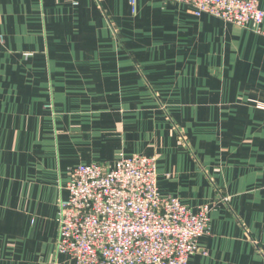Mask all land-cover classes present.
Returning a JSON list of instances; mask_svg holds the SVG:
<instances>
[{"label": "crops", "instance_id": "obj_1", "mask_svg": "<svg viewBox=\"0 0 264 264\" xmlns=\"http://www.w3.org/2000/svg\"><path fill=\"white\" fill-rule=\"evenodd\" d=\"M121 154L212 209L189 264H264V25L159 0H0V264H75L57 252L69 169Z\"/></svg>", "mask_w": 264, "mask_h": 264}, {"label": "built area", "instance_id": "obj_2", "mask_svg": "<svg viewBox=\"0 0 264 264\" xmlns=\"http://www.w3.org/2000/svg\"><path fill=\"white\" fill-rule=\"evenodd\" d=\"M186 4L257 33L264 11L257 0H159ZM135 11L136 0H130ZM156 158L119 156L69 169L68 197L59 205L57 252L75 264H189L209 232V206L194 213L158 187ZM224 200L229 201V198Z\"/></svg>", "mask_w": 264, "mask_h": 264}, {"label": "rangeland", "instance_id": "obj_3", "mask_svg": "<svg viewBox=\"0 0 264 264\" xmlns=\"http://www.w3.org/2000/svg\"><path fill=\"white\" fill-rule=\"evenodd\" d=\"M230 199V198H229Z\"/></svg>", "mask_w": 264, "mask_h": 264}]
</instances>
